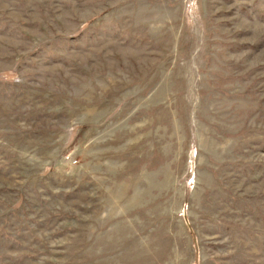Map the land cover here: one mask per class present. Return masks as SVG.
<instances>
[{"label": "rangeland", "instance_id": "374dc122", "mask_svg": "<svg viewBox=\"0 0 264 264\" xmlns=\"http://www.w3.org/2000/svg\"><path fill=\"white\" fill-rule=\"evenodd\" d=\"M0 264H264V0H0Z\"/></svg>", "mask_w": 264, "mask_h": 264}, {"label": "trees", "instance_id": "16d2710c", "mask_svg": "<svg viewBox=\"0 0 264 264\" xmlns=\"http://www.w3.org/2000/svg\"><path fill=\"white\" fill-rule=\"evenodd\" d=\"M190 231H191V227H189Z\"/></svg>", "mask_w": 264, "mask_h": 264}]
</instances>
